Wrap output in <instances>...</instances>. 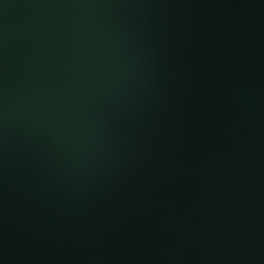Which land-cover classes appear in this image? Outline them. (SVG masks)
<instances>
[{
	"label": "water",
	"instance_id": "water-1",
	"mask_svg": "<svg viewBox=\"0 0 264 264\" xmlns=\"http://www.w3.org/2000/svg\"><path fill=\"white\" fill-rule=\"evenodd\" d=\"M0 264H264V0H0Z\"/></svg>",
	"mask_w": 264,
	"mask_h": 264
}]
</instances>
